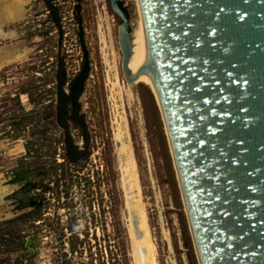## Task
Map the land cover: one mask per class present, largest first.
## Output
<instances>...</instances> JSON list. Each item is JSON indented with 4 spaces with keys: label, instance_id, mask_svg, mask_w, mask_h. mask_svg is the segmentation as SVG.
Returning <instances> with one entry per match:
<instances>
[{
    "label": "rangeland",
    "instance_id": "obj_1",
    "mask_svg": "<svg viewBox=\"0 0 264 264\" xmlns=\"http://www.w3.org/2000/svg\"><path fill=\"white\" fill-rule=\"evenodd\" d=\"M118 1L131 32L137 0ZM15 4L23 17L0 24V53L23 50L0 64V264L136 263L114 138L116 80L156 263L199 264L161 110L145 84L123 75L121 20L109 0H12L2 12ZM82 44L90 70L82 123H69L82 151L72 160L53 106L59 63L66 88L84 59ZM131 217L139 237L136 211Z\"/></svg>",
    "mask_w": 264,
    "mask_h": 264
},
{
    "label": "water",
    "instance_id": "obj_2",
    "mask_svg": "<svg viewBox=\"0 0 264 264\" xmlns=\"http://www.w3.org/2000/svg\"><path fill=\"white\" fill-rule=\"evenodd\" d=\"M109 4L124 77L158 90L200 264H264V0H140L132 62L128 15Z\"/></svg>",
    "mask_w": 264,
    "mask_h": 264
},
{
    "label": "bare ground",
    "instance_id": "obj_3",
    "mask_svg": "<svg viewBox=\"0 0 264 264\" xmlns=\"http://www.w3.org/2000/svg\"><path fill=\"white\" fill-rule=\"evenodd\" d=\"M6 1H12V0H0V24L1 25L6 20L7 21L15 20V19L18 20L23 17L22 8L18 4L12 5L10 9L7 11V13H3L1 5L5 3ZM137 6H138V15H137V18L135 19V23L137 24L135 25L134 28H132L130 32V36L132 37V39L130 38L131 39L130 42L132 43V48L134 50V58H132L131 62L142 60V57L145 52V42H144L145 41V27H144V18H143V14L141 10L140 0H137ZM21 52H19L17 47H10L9 49L8 48L5 49L4 51L0 53V64L7 62L9 60H13V59H17L21 57L22 55ZM109 67L111 69H114L115 75H116L115 65H111ZM130 73L133 74L131 70H130ZM136 82H141L149 88L148 90H150L151 93L153 94L161 110L164 124L166 127L165 118L163 115L164 113H163V109H162V105L160 101V96H159L158 90H156L157 88L149 80L139 75H136L135 80H132L131 82L129 81V83H131L132 85H134ZM111 90H112V93L110 95V98L113 103V107L115 111V122H116V129H115L116 132H114L115 133L114 138H116L120 144L119 147L117 148L118 149L117 157H118V164H119L118 166L121 171V182H122V186L124 187L123 189L125 190L126 202L130 210V222H131L130 223L131 224L130 225V228H131L130 235L132 239V248H133L134 258L136 262L135 264H139L140 257L138 254L141 249L143 250L144 263L146 261L148 264H157L156 259H155L154 245L151 241L150 235H148L149 228H148L146 213L140 201L141 200L140 199L141 188L138 182L139 180H138V175H137V170H136L135 159L133 157V152H132V148L130 145V139L128 138L129 134L127 131L126 119H125L124 112L122 110L121 111L119 110L120 107L122 108V103H121V91H120V88L118 87L117 80L113 81ZM126 92L128 94L129 100L132 101V97H133L132 92L129 89H126ZM166 131H167V138H168L169 133H168L167 127H166ZM169 145H170V140H169ZM170 149H171V145H170ZM171 153H172V149H171ZM183 200H184V197H183ZM133 210L136 211L137 213V216H138L137 226L139 229H141V232H142L141 234H139V237L137 236L139 230L137 231L135 222L133 221L131 217ZM194 245H195V242H194ZM196 252H197V256H199L197 250ZM198 260L200 264L199 257H198ZM140 263L144 264L142 260H140Z\"/></svg>",
    "mask_w": 264,
    "mask_h": 264
},
{
    "label": "trees",
    "instance_id": "obj_4",
    "mask_svg": "<svg viewBox=\"0 0 264 264\" xmlns=\"http://www.w3.org/2000/svg\"><path fill=\"white\" fill-rule=\"evenodd\" d=\"M118 3L126 12L121 3L119 1ZM80 40L82 41V38H80ZM82 47L84 49V59L78 71L71 78H69L66 88L64 87L66 79L62 62L59 63V68L56 73V100L53 109L56 123L61 126L65 132V143L68 158L73 156V148L75 149L73 139H71L69 134V123L72 122L78 125L80 122L82 123L83 119L82 114L80 113L79 97L84 90L85 82L90 70L87 52L83 44Z\"/></svg>",
    "mask_w": 264,
    "mask_h": 264
},
{
    "label": "flooded vegetation",
    "instance_id": "obj_5",
    "mask_svg": "<svg viewBox=\"0 0 264 264\" xmlns=\"http://www.w3.org/2000/svg\"><path fill=\"white\" fill-rule=\"evenodd\" d=\"M73 144L75 145V149L73 148V156L71 157L72 160L79 158L81 156L80 153H82V151H80L81 149H78L77 143H75V141H73Z\"/></svg>",
    "mask_w": 264,
    "mask_h": 264
}]
</instances>
